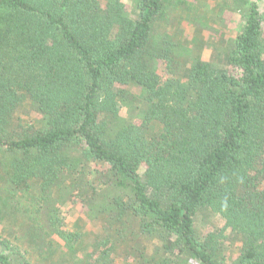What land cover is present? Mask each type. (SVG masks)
<instances>
[{
    "label": "trees",
    "instance_id": "16d2710c",
    "mask_svg": "<svg viewBox=\"0 0 264 264\" xmlns=\"http://www.w3.org/2000/svg\"><path fill=\"white\" fill-rule=\"evenodd\" d=\"M125 1L0 0V264H264L262 0L225 70L183 78L169 0Z\"/></svg>",
    "mask_w": 264,
    "mask_h": 264
},
{
    "label": "rangeland",
    "instance_id": "374dc122",
    "mask_svg": "<svg viewBox=\"0 0 264 264\" xmlns=\"http://www.w3.org/2000/svg\"><path fill=\"white\" fill-rule=\"evenodd\" d=\"M125 13L135 16V7L132 0H126ZM237 0H169L166 15L158 20L154 32L158 40L168 41L175 51V76L183 78L194 59H203L209 62L216 71L226 68V61L232 45L236 42L244 23V7ZM261 13L264 16V0L260 2ZM264 25V22H263ZM156 39V38H155ZM160 71L164 70L161 61L157 62ZM123 116L129 114L128 108H123ZM28 116L39 118L36 112L28 110ZM94 165H92L93 167ZM95 169V166H94ZM31 193V192H29ZM31 199L28 192L25 197H17L18 203L25 208H38L41 198ZM68 220L73 222L81 216L86 218L87 211L80 205V201L66 204ZM9 224L6 219L0 221L2 226ZM220 224L208 210L198 213L197 228L200 235H205L211 228ZM229 256L235 257L234 254Z\"/></svg>",
    "mask_w": 264,
    "mask_h": 264
}]
</instances>
